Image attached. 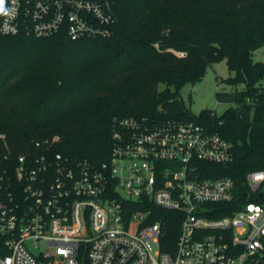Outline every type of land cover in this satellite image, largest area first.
<instances>
[{"label":"built area","instance_id":"built-area-1","mask_svg":"<svg viewBox=\"0 0 264 264\" xmlns=\"http://www.w3.org/2000/svg\"><path fill=\"white\" fill-rule=\"evenodd\" d=\"M0 33L70 40L105 38L115 17L107 0H5ZM184 57L182 52L176 53ZM37 141L0 174V264H264V171L246 175L253 201L229 215L235 185L205 176L204 164L232 159L216 132L175 118H115L108 159L99 165ZM154 208L174 212L173 249Z\"/></svg>","mask_w":264,"mask_h":264},{"label":"trees","instance_id":"trees-1","mask_svg":"<svg viewBox=\"0 0 264 264\" xmlns=\"http://www.w3.org/2000/svg\"><path fill=\"white\" fill-rule=\"evenodd\" d=\"M107 1L115 22L105 38L0 33V174L11 172L35 142L57 135L54 152L99 165L108 159L115 118H175L231 145L230 162L202 168L205 176L232 179L235 199L212 205L207 216L229 215L253 201L246 175L264 171V63L252 58L264 46V0ZM221 60L233 74L225 83L242 89L230 95L222 116L190 115L181 89ZM154 211L167 230L162 248L171 250L180 220Z\"/></svg>","mask_w":264,"mask_h":264},{"label":"rangeland","instance_id":"rangeland-1","mask_svg":"<svg viewBox=\"0 0 264 264\" xmlns=\"http://www.w3.org/2000/svg\"><path fill=\"white\" fill-rule=\"evenodd\" d=\"M255 62L264 63V46L253 53ZM233 74L229 72L225 60H221L205 71L203 79L194 86L186 84L180 91L185 109L192 116H198L203 110H213L217 116H222L230 107L228 101L235 90L242 86H231L225 80ZM264 87V78L259 82ZM217 94L219 97L217 98Z\"/></svg>","mask_w":264,"mask_h":264},{"label":"clouds","instance_id":"clouds-1","mask_svg":"<svg viewBox=\"0 0 264 264\" xmlns=\"http://www.w3.org/2000/svg\"><path fill=\"white\" fill-rule=\"evenodd\" d=\"M13 3H15V0H13ZM12 11H11V14H12ZM11 14L9 10L5 7V0H0V15L9 16Z\"/></svg>","mask_w":264,"mask_h":264}]
</instances>
